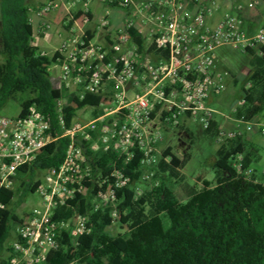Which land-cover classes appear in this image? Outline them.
<instances>
[{"label":"built area","instance_id":"obj_1","mask_svg":"<svg viewBox=\"0 0 264 264\" xmlns=\"http://www.w3.org/2000/svg\"><path fill=\"white\" fill-rule=\"evenodd\" d=\"M59 1L66 11L58 58L51 63L59 69L58 89L76 92L80 99L86 93L101 95L100 113L88 120L78 119L76 114L66 126L65 98L60 94L56 99L60 136L67 137L68 144L61 163L42 172L34 188L38 203L14 226L8 243V264H45L47 254L60 246L63 232H68L74 246L81 234L90 231V212L110 208L112 217L117 218L118 189L133 184L134 196L139 197L143 185H157L154 174L162 153L158 148L162 130L176 128L183 117L202 128L214 119L215 110L208 98L225 88L223 75L215 66L216 49L225 46L245 51L264 46V25L248 35L237 14L225 12L215 25L208 24L207 18L218 8V0H99L122 13L116 27L107 12L95 22L98 31H112L111 39L104 42L92 40L87 33L91 0H45L36 8L29 7L41 17L32 30L34 44L36 36L48 31L50 23L45 15L57 8ZM259 5L264 6V0H234L238 10ZM78 10L80 16L74 19L72 11ZM128 28L142 35V48L131 39ZM151 45L165 51V55L150 51ZM250 84L248 80L246 86ZM239 119L247 130L251 128L249 119L243 115ZM241 135L239 129L218 126L215 140L222 144ZM55 139L49 116L35 104L29 105L24 115L0 114V190L13 188L18 170L28 166L38 151ZM82 142L93 153L114 155L106 165L107 171L95 173ZM135 150L142 155L139 177L132 181L123 165ZM232 166L244 177L252 172L243 167L240 157L232 159ZM78 193L92 194L90 210L68 219H53L55 208Z\"/></svg>","mask_w":264,"mask_h":264},{"label":"trees","instance_id":"obj_2","mask_svg":"<svg viewBox=\"0 0 264 264\" xmlns=\"http://www.w3.org/2000/svg\"><path fill=\"white\" fill-rule=\"evenodd\" d=\"M29 7L30 0H0V108L9 99L28 94L20 104L19 115H24L27 107L35 104L49 116L56 139L42 147L28 166L18 170L17 179L21 181L18 186L0 190V264H8V255L3 258L2 254L8 252L6 242L12 238L14 226L22 221L16 206L23 197L34 192L41 180L39 173L63 160L68 138L60 136L56 99L60 94L65 98L66 126L84 106H92V115H98L102 100L101 95L86 93L80 99L76 92H60L55 88L50 74L51 60L32 42ZM72 14L78 19L80 11H72ZM127 32L140 48L144 46L139 32L134 28H128ZM149 50L165 55V51L153 45ZM243 52L251 67L247 78L251 84L244 89V106L262 109L264 46ZM217 126L213 119L203 128L204 135L215 138ZM82 144L95 173L107 171L106 165L114 155L102 151L93 153L87 143ZM141 155L135 150L131 160L123 165L132 181L139 177ZM166 156L168 160H164ZM258 156L256 147L245 151L241 137L228 139L215 152L213 179H202L199 175L196 177L201 181L198 186L187 184L180 171L188 156L179 157L171 145L166 146L155 167L157 185H143L139 197L134 196L133 184L118 189L117 218L112 217L110 208L90 212V231L81 234L74 246L70 244L68 232H63L60 246L47 254L45 264L72 261L74 264H264V184L257 181L252 172L244 177L232 166V159L240 157L243 167L250 168ZM173 184L180 186L185 194L183 202L176 197ZM91 197L92 194L78 193L67 199L55 208L53 219L87 213ZM114 220L119 222L121 231L113 235L107 227Z\"/></svg>","mask_w":264,"mask_h":264},{"label":"crops","instance_id":"obj_3","mask_svg":"<svg viewBox=\"0 0 264 264\" xmlns=\"http://www.w3.org/2000/svg\"><path fill=\"white\" fill-rule=\"evenodd\" d=\"M45 0H31L30 8H36L41 5ZM219 6L213 11V13L208 16L207 22L210 25H215L218 22V19L225 12L237 14L242 17L243 20V29L248 35H253L259 27L264 25V6L259 5L256 8L249 9L244 7L242 10L236 9L234 6V0H218ZM95 5V6H94ZM98 11L100 18L107 12L110 21L114 27L118 26L122 21V13L114 7H110L99 0H91L90 2V13H91V23L87 28V33L92 40L98 42L109 41L112 37V31L104 32L98 31L95 26L94 12ZM65 4L62 1H59V6L53 11L45 15V20L49 21L50 27L46 33H42L39 36H36L34 41L35 44L43 51L53 63L58 58V45L60 42V35L63 34V25L62 19L65 15ZM29 16L31 18L32 29L34 30L35 26L38 25L41 21V17L37 14L29 11ZM230 49L235 52H240L243 54V63L239 68V71L234 70L231 67V64L226 60L225 54L227 50ZM215 66L216 70L223 75L224 90L219 94H211L208 98V104L215 110L214 121L218 126L224 127L226 129H239L242 131V141L245 146V151H250V147H256L258 150V158L253 160L250 164V169L254 178L260 183L264 184V108L258 109L254 105L244 106V89L247 87L246 82L247 78L251 72V67L248 64V56L245 52L234 50L225 46L218 47L215 51ZM52 78L55 85V88L58 89V73L59 69L57 67L51 66L50 73L52 72ZM240 114H244L251 122L252 126L250 129L245 128V123L239 119ZM190 119L183 117L176 128L171 129L173 134L185 135L188 141H191L193 133L190 126ZM201 130L203 128L197 124ZM217 126V127H218ZM167 131V130H166ZM168 133V131H167ZM162 139L158 144V148L163 150L166 146L170 145L173 148V151L179 155V151L176 152L174 149V143H167L162 146ZM215 143L211 152V165L213 167V175L211 178H206L203 174H195L193 176L195 184L198 186L201 184L200 180H197V176H202V179L212 180L214 177V162H215V152L219 148V143L215 138H211ZM179 157H181L179 155ZM186 165V164H185ZM184 165V166H185ZM184 168V167H183ZM183 168L180 169L183 173ZM184 174V173H183ZM185 176V175H184ZM177 186V185H176ZM180 188V186H177ZM181 194L178 195L177 191L175 192L176 197L180 202H183L186 199L185 194L180 189Z\"/></svg>","mask_w":264,"mask_h":264},{"label":"rangeland","instance_id":"obj_4","mask_svg":"<svg viewBox=\"0 0 264 264\" xmlns=\"http://www.w3.org/2000/svg\"><path fill=\"white\" fill-rule=\"evenodd\" d=\"M97 12L98 11L95 10L94 20H98L100 18L99 13ZM225 49L227 50V53L225 54L226 60L229 62V64H231V67L234 70L239 71V68L241 67L244 60L242 59L244 57L243 54H241L240 52L237 53L227 48ZM52 73L53 70L50 73L51 76ZM27 98L28 94H22L16 96L15 99H9L0 108V114L10 117L18 115L20 111V104ZM93 109L94 108L92 106H84L80 108L77 111V118L85 120L92 118ZM189 124L193 133L191 141H188V138L186 139L185 135H179L178 133L174 135L171 129H166L168 133L167 131L162 130V135H164L165 138L162 140L161 145L164 146L167 143L173 142L175 144L173 146L175 151H179V155L181 157H183L184 155L188 156L186 165L183 168V173L185 175V182L189 185H194L195 182L193 176L195 174H203L204 176H206V178L212 177L213 167L210 160L211 152L215 143L211 140V138L204 135L203 131L201 132L199 126L197 125L198 123L190 120ZM37 176L41 178L42 174L39 173ZM24 179L26 178L24 177ZM20 182L21 181L17 179L14 187L18 186ZM171 187L174 189V192L177 191L178 195L181 194L180 188H178L176 185L173 184L171 185ZM15 199H18V194L15 196ZM36 203H38L37 195L34 192L29 193L26 197H23L22 201L16 206V212L23 219L26 216L28 210L33 205H36ZM107 230L113 235L121 231L119 222L115 220L110 226L107 227ZM9 241L10 238L7 240L6 245H8ZM6 255L7 251L2 254V257L5 258Z\"/></svg>","mask_w":264,"mask_h":264}]
</instances>
